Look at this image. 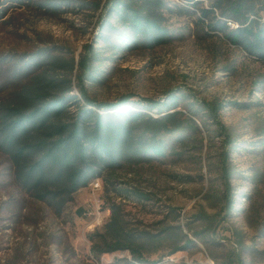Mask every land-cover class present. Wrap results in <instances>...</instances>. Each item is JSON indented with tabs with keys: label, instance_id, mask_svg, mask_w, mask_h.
I'll list each match as a JSON object with an SVG mask.
<instances>
[{
	"label": "rangeland",
	"instance_id": "374dc122",
	"mask_svg": "<svg viewBox=\"0 0 264 264\" xmlns=\"http://www.w3.org/2000/svg\"><path fill=\"white\" fill-rule=\"evenodd\" d=\"M35 1L21 6L0 0V113L28 84L16 71L17 59L48 52L78 62L96 46L99 81L88 82L85 73L83 87L99 103L124 96L133 103L167 102L184 92L188 97L179 101V111L185 112L188 101L223 109L195 118L200 132L166 137L165 157L102 172L95 180L101 189L83 188L61 206L62 196L51 205L23 190L0 144V264H264V60L227 36L252 20L256 30L264 29V0H250L255 13L248 22L231 13L230 0H141L166 30L167 41L118 53L97 42L109 0H101L98 10L82 4L100 0H59L57 12ZM78 74L73 73L72 95L84 105ZM78 107L68 102L69 117ZM127 109L159 116L144 107ZM229 154L235 175L224 181L219 167ZM223 189L235 201L232 212L218 198ZM114 207L128 230L164 238L172 227L176 234L160 246L147 245L141 262L128 250L98 253L107 249L102 237ZM183 235L193 243L172 254L187 245L179 241Z\"/></svg>",
	"mask_w": 264,
	"mask_h": 264
},
{
	"label": "trees",
	"instance_id": "16d2710c",
	"mask_svg": "<svg viewBox=\"0 0 264 264\" xmlns=\"http://www.w3.org/2000/svg\"><path fill=\"white\" fill-rule=\"evenodd\" d=\"M12 1L21 6L25 4V0ZM147 1L154 4L151 0ZM231 1L228 2L231 13L235 17L243 16L248 22L255 13L253 3L250 0ZM61 3L59 0H41L37 5L48 12H57ZM85 6L98 10L101 0L95 4H82V7ZM105 6L107 15L101 21L97 42L102 41L116 53L153 49L166 43V30L150 12L151 9L143 7L141 0H109ZM251 23L247 26L244 23L243 27L230 31L227 36L249 55L264 60V29L256 30ZM88 54L80 56L78 62L73 57L68 59L48 52L28 60L17 59L14 64L16 71L28 77V84L0 113V144L13 162L17 181L34 198L48 201L51 205L50 201H56L61 196L60 206L72 201L74 194L91 186L101 178L102 172L114 174L125 167L151 162L154 157H165L166 137L176 135L180 140L183 133L189 130L200 132L194 119L223 109L221 105L213 109L210 105L188 101L185 112L179 111V101L188 97L184 92L170 95L167 102L143 99L133 103V97L124 96L114 103H99L90 98L83 87L85 73L88 82L99 81V74L93 68L98 60V46ZM76 70L85 106L72 95L73 73ZM70 101L79 106L72 117L68 115ZM129 106L156 110L159 116L155 118L141 111H132L127 109ZM221 129L224 127L221 126ZM230 157L229 154L227 162L219 167L224 181L232 180L235 175L229 165ZM219 194L218 198L226 202V208L232 212L235 201L232 203L231 196L227 198L224 189ZM139 196L147 199L144 194ZM105 226L106 233L102 238L107 249L97 250L98 253L128 250L139 262L147 245L160 246L176 234L172 227L166 230L164 238L128 230L116 207L112 209L110 221ZM184 240L187 245L176 246L172 254L193 243L185 235L179 241L184 243ZM94 252L97 254L96 249Z\"/></svg>",
	"mask_w": 264,
	"mask_h": 264
},
{
	"label": "built area",
	"instance_id": "2783aa9c",
	"mask_svg": "<svg viewBox=\"0 0 264 264\" xmlns=\"http://www.w3.org/2000/svg\"><path fill=\"white\" fill-rule=\"evenodd\" d=\"M91 187H92V192H95V191H98L99 189H101V183H100V181H95L92 185H91ZM95 201H97V199L95 198ZM92 202L93 203V205L95 206V208H96V218L97 219H102V214H101V212H100V207L98 206V203L97 202Z\"/></svg>",
	"mask_w": 264,
	"mask_h": 264
}]
</instances>
